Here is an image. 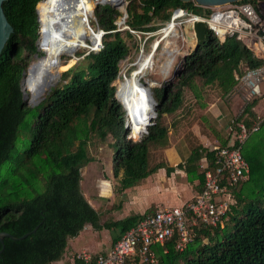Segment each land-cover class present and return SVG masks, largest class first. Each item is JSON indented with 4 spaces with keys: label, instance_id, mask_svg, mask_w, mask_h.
<instances>
[{
    "label": "trees",
    "instance_id": "obj_1",
    "mask_svg": "<svg viewBox=\"0 0 264 264\" xmlns=\"http://www.w3.org/2000/svg\"><path fill=\"white\" fill-rule=\"evenodd\" d=\"M127 1L129 29L124 34L120 29L117 19L123 13L118 8L103 5L97 14L105 32L102 48L87 54L89 63L85 68L71 67L64 71L62 79L68 81L54 85L35 105L24 98L23 78L28 66L26 54L43 56L37 44L42 33L37 7L39 9L44 0H6L3 3L14 30L0 54V172L5 164H10L9 175L0 180V232L18 237L29 235L21 239L5 236L0 264H50L60 260L68 239L77 236L87 223L96 230L118 228L115 242L154 210L148 209L123 220L101 222L100 212L81 188V169L96 160L90 150L92 140L101 145L107 143L108 138L112 139L107 145L113 151L114 178L120 181V188L134 186L164 165H149L150 146L167 144L168 128L161 122V116L182 105L184 88L190 81L199 77L204 84L216 83L228 93L238 83L236 74L263 63L243 41L235 37L220 41L209 31L208 40L184 55V70L176 91L171 89V83L152 90L159 103L158 116L146 135L138 141L131 140L127 137L125 110L115 96L117 87L114 85L120 75L121 61L131 52L126 37H132L133 31L159 30L161 26L155 21L169 20L178 7L193 12L202 9L195 7L193 1ZM86 47L91 46L88 43ZM258 102L259 98L251 100L242 116L235 118L234 125L243 121L251 127L253 119L257 118L253 108ZM258 119L262 124L264 119L259 116ZM25 130H28L29 144L20 152L18 146L26 138ZM230 137L228 132L219 145L226 146ZM204 159L211 167L215 166L212 148L194 149L184 162L177 167L166 166V170L169 174L176 168L184 170L190 182L199 180L202 190L204 173L200 164ZM256 184L258 188L252 189L241 206L240 192L239 200L235 194L241 184L230 186L234 203L222 225L196 229L194 239L183 251L175 248V238L157 247L158 264L178 261L181 264H264V202L257 200L264 195L263 172ZM227 228L230 233L226 235ZM2 247L0 242V250ZM73 264L81 263L74 258Z\"/></svg>",
    "mask_w": 264,
    "mask_h": 264
},
{
    "label": "rangeland",
    "instance_id": "obj_2",
    "mask_svg": "<svg viewBox=\"0 0 264 264\" xmlns=\"http://www.w3.org/2000/svg\"><path fill=\"white\" fill-rule=\"evenodd\" d=\"M107 4L113 6L110 3H104L100 4V6L98 5V8L96 7L97 9H95L94 16L91 19V23L95 28H101L98 22L97 14L98 12H100L101 7ZM127 5L128 1L126 0V3L124 2V6L127 8ZM118 9L123 13V10L121 8ZM121 17L117 19V23L118 25H120V29L123 30L124 34L125 31L129 28L126 27V22L123 24L119 23ZM171 17L167 21L157 19L155 21V24L161 26L162 28L171 20ZM187 25L188 24H181L179 26V36L177 35L169 37V41L171 42L168 45V48L175 54L178 48H180L181 50V53L178 55L176 62L172 65L170 73L169 70L171 67L168 68L167 71H164L163 69V66L167 63L166 60L169 57V55H167L166 53L162 54L164 52L166 40H162L157 46L155 53L152 54L154 65L143 71V74L146 75L143 77V81L147 80L150 86L153 85L151 87L152 90H154L155 88H163L165 85H169L171 83V89L173 91H176V86L180 82L179 77L181 71L184 70V65L182 63L183 56L193 50L192 42L187 38ZM160 29L152 33L133 32L132 37H126L127 43L131 47V52L126 60L121 61L122 73H127V75L133 73L134 77H137L139 75V73L136 71L139 68L137 66H131L130 62H134L138 58V56L142 55L139 54L142 47H144L145 53H151L154 43H157V40L161 36L160 34H158ZM183 33L185 34V40L182 36H180ZM42 38L43 36L41 33L39 41ZM39 41L38 50L42 51L44 54V51L39 49ZM88 43L91 47H86ZM94 48L95 47H93V44H91L90 41L87 40L82 43H77L71 53L63 54L62 63H60L59 66V73L57 75L55 86L63 85L68 81V79H62V73L67 69L71 67L85 68L89 63V59L86 57L87 53L90 51V49ZM38 55L39 54H26V61L28 62V66L25 71V76L30 66L36 60H38ZM160 69H162V72L165 75H167L168 73L169 75L165 76ZM59 77L61 78L59 79ZM119 78L114 82L115 84L119 80L123 79L122 75ZM183 97V103L176 111L171 113L165 112L161 116V122L168 128V140L165 146L161 143H154L150 146L149 165L151 167L158 164H165L166 166H177L178 163L184 162L194 149H201L204 147L211 149L213 148V146L221 144L228 135L229 125L235 122L236 117L242 116L245 106L251 101L248 100L247 91L239 85V82L231 91H229L228 93H224L216 83L204 84L199 77L194 78V80L190 81V83L184 88ZM26 99L29 101L30 97L26 96ZM258 103L259 104L253 108V110L257 114V118L253 119V122L259 121L258 116H260L261 119H264V95L262 97H259ZM156 110L157 118L158 106L156 107ZM27 131H24V135L26 136V138H24L18 146V150L20 152L28 147L29 137H27ZM92 135H94V131H92ZM110 140L112 139L108 138L106 142L108 143ZM96 142L92 140V142L90 143L91 153L93 156H95L96 160L93 161V163H88L81 169L83 175L81 188L83 193L91 189L90 186L92 184V180L96 175L100 174V177L106 180L109 176V174L107 173L108 171H110L112 166V163L110 165L113 156L112 148H110L107 143L100 145V143L95 144ZM243 153L250 164L251 174H249L250 179L248 178L249 180L247 179L246 182H242L241 185L238 186L240 190L235 192L237 200H239L237 194H239L240 192L239 195L240 198H242V201L239 200L240 206L246 201V198L251 195L252 189L257 186V178L262 172L264 173V121L262 124H260V129L258 131L253 132L249 135L244 144ZM9 171L10 164L7 163L4 165L0 172V180L9 175ZM111 172L109 173L111 174ZM173 178H175L179 182V185H175L176 187L174 189L166 187L165 185V189L160 192L154 190V188L156 187L151 184H155L156 181L150 183L151 178L145 180L144 182L139 181L137 182V185L139 186H136L135 184V187H133V191H136L137 197L133 198V194H130V197L131 199L141 201L144 197H149L153 194L158 195L160 193L159 195L163 196L165 192L168 194H173L175 191H177L175 195L179 196L180 193L186 189V185L182 183H186V181L188 183L190 181L185 178V174L177 172V170L174 171V173H168L162 180L164 182H168V184H171L172 182L175 183V179ZM116 185L117 187H121V184ZM189 186L190 188H192L191 185ZM38 188H40V185L38 186ZM242 196L245 198H243ZM125 198H127L126 195ZM101 200L103 199L101 198ZM257 200L260 202H264V195L258 196ZM150 208L152 210H155L156 207L150 206L148 209ZM105 209L107 210L101 219L103 221L108 219V216L105 215L108 211V207L106 206ZM224 232L226 235L229 234L230 228L225 229ZM100 238L102 239L103 237ZM73 241V247H75V249H77L78 251L82 250V247L84 246L89 247V249L98 251L104 248H101L102 246H104V243L93 245V242L89 237L81 236L78 239H74ZM72 253L73 251H67V255L64 254L62 259H65L69 262V258L71 259L73 257ZM175 264L181 263L178 261Z\"/></svg>",
    "mask_w": 264,
    "mask_h": 264
},
{
    "label": "built area",
    "instance_id": "obj_3",
    "mask_svg": "<svg viewBox=\"0 0 264 264\" xmlns=\"http://www.w3.org/2000/svg\"><path fill=\"white\" fill-rule=\"evenodd\" d=\"M192 1L195 7L202 9L201 12L178 7L173 10L171 20H176L178 28L181 24L203 20L207 23L209 31H212L220 41L235 37L247 44L258 57L263 59V63L255 67H246L242 74H236V80L247 91L248 100L262 97L264 95V0H242L220 6H204L195 0ZM126 27L129 28L128 25ZM166 27L167 24L159 31V34H162L161 40ZM177 35L179 36V32L175 36ZM172 36L174 33L169 32L168 37ZM180 36L185 40L184 33ZM99 45L97 50L103 46L102 43ZM144 51L142 47L139 54H143ZM180 53L181 50L178 48L173 64ZM136 60L130 62V65L135 66ZM126 74L120 70L119 77L122 75L127 79ZM145 81L147 80H142L141 83L144 84ZM117 98L122 103L121 99ZM122 105L126 112L125 127L129 130L127 137L138 141L148 132L145 130L138 138L132 137L134 121L131 114L128 115L125 105L123 103ZM260 124L259 120L253 122L251 127L243 121L229 125L231 137L228 144L215 145L212 148L215 166L211 167L205 159L200 164L204 173V187L195 197L181 205L158 208L147 213L126 230L109 250L82 251L77 253L75 258L81 264H158L157 247L164 246L175 238V248L183 251L194 239L196 229L222 225L234 203L229 187L238 186L249 178L250 164L244 156L243 147L249 135L260 129Z\"/></svg>",
    "mask_w": 264,
    "mask_h": 264
},
{
    "label": "bare ground",
    "instance_id": "obj_4",
    "mask_svg": "<svg viewBox=\"0 0 264 264\" xmlns=\"http://www.w3.org/2000/svg\"><path fill=\"white\" fill-rule=\"evenodd\" d=\"M124 2V0L123 2L121 0H78L71 4L68 0H44V4L38 9L43 36L39 41V49L43 50L44 54L30 66L23 82L26 96L30 97L32 104L42 100L50 88L55 85L63 54L71 53L77 43L87 40L96 50L100 46L98 42L101 41V28H95L91 23L95 8L100 4L110 3L117 5L124 12ZM177 28L176 20H170L164 29L165 34L162 39L166 40L162 54L169 55L163 69L167 71L171 67L169 73L175 53L168 48L171 42L168 33L172 32L175 36L178 32ZM162 40L159 37L150 54L144 51L142 55L140 54L141 56H138L134 63L139 68L136 70L139 73L137 77H134L133 73L126 74L127 79L123 78L116 83L118 97L124 102L128 115L131 114L134 121L132 136L135 137L145 131L148 117L154 113L155 104L150 99V95H147L149 94L148 87L153 85L148 84L147 86L141 81L146 76L143 71L154 65L152 54L155 53ZM160 70L162 72V69ZM169 73L163 74L168 76ZM140 107L143 109V114H138Z\"/></svg>",
    "mask_w": 264,
    "mask_h": 264
},
{
    "label": "crops",
    "instance_id": "obj_5",
    "mask_svg": "<svg viewBox=\"0 0 264 264\" xmlns=\"http://www.w3.org/2000/svg\"><path fill=\"white\" fill-rule=\"evenodd\" d=\"M202 161H201V163H202ZM178 164H177V166H178ZM110 165H111V162H110ZM177 166H171V167H177ZM176 170H177V172H181V173L185 174V178L188 179V175L184 170L176 168L174 171H176ZM111 171H112V166H111L110 171H108V173H107V174H109V176L106 180L102 179L100 177V174L96 175L95 178L92 180V184L90 186L91 189L84 193L85 196L87 197V199L92 204V206L95 207L100 212L101 219L107 210V209H105V207L106 206L108 207V211L105 214L106 216H108L107 217L108 219L104 220V221L101 220L102 223L106 222V221L111 222V221L123 220V219L131 217L132 215L144 213L148 210V208L150 206L151 207L155 206L156 207L155 209H158V208H163V207L181 205L185 201L191 199V197L195 196L199 191H201L200 190L201 188L199 185V180H195L193 182H188V183L186 181V183H182V184L186 185V187H185L186 189L184 191H182L179 196L175 195V193H177V191L174 190L175 192L173 194H171V193L168 194L166 192L163 196L159 195L160 193L158 195L153 194L149 197H144L141 201H138V200L131 199V197H130V194L131 195L133 194L132 195L133 198L137 197L136 191H133L134 190L133 187H135V186H131L128 188L117 187L116 184H120L119 180H118V178L117 179L114 178L113 172H111ZM174 171H172V173H174ZM109 172H111V174ZM167 174H168V172L166 170V165L164 164L162 167L158 168L153 173H151L148 177H146L140 181L144 182L145 180H148L149 178H151L150 183H153L154 181H156L155 184H151V185H154L156 187V188H154V190L157 192L164 190L165 185H166V187L174 189L176 187L175 185H179V182L175 178H173V179H175V183L172 182L171 184L170 183L168 184V182H164L162 179L164 177H166ZM168 185H171V186H168ZM189 185H191L192 188H190ZM136 186H139V185H137V183H136ZM125 195L127 196V198H125ZM101 198L103 200H101ZM157 206H159V207H157ZM139 212H141V213H139ZM118 233H119V229L115 228V227L112 229L104 228L101 230H96L93 228L91 223H87L85 225L84 229L77 236L68 239V244L66 247L65 255H67V251H73V253H72L73 257L71 259L69 258L70 261L68 262L67 260L61 258L60 260L53 261L50 264H73V261H74L76 254L79 252H82V251L105 252L112 247V245L114 243V237L116 235H118ZM122 234H121V236H122ZM81 236L82 237H89L92 240L93 245H99V244L104 243V246L101 247V248L104 247L102 249L103 251L102 250L98 251V250H94V249H89V247H87V246L82 247V250H80V251L75 249V247H73V243H74L73 240L78 239ZM100 237H103V238L101 239ZM105 248H107V249H105Z\"/></svg>",
    "mask_w": 264,
    "mask_h": 264
},
{
    "label": "water",
    "instance_id": "obj_6",
    "mask_svg": "<svg viewBox=\"0 0 264 264\" xmlns=\"http://www.w3.org/2000/svg\"><path fill=\"white\" fill-rule=\"evenodd\" d=\"M4 1H6V0H0V54H1V52H2V50L4 48V46H5L8 38L10 37L11 33L14 30V27L8 21V19L6 17V14L4 12V8H3ZM68 1H70L71 4H72V3H76L78 0H68ZM124 1L126 3V0H124ZM181 1L189 2V1H192V0H181ZM195 1L197 3H199V4H201V5H204V6H220V5H225V4H228V3H232V2H236V1H242V0H195ZM121 2H123V0H121ZM113 6L118 8L117 5H113ZM37 12H38V19H39V22H40L38 8H37ZM127 16H128L127 8L125 7L123 15H122L121 20H120L119 23L120 24L125 23ZM187 26H188L187 38L189 40H191L193 50H195L198 47V45L203 44L206 40L209 39L210 32H209V29H208V25H207V23L205 21H203V20L195 21L193 23H189ZM40 27H41V23H40ZM101 32H102L101 33V41H99L98 43H102V38H103V35L105 33L103 29H101ZM39 33H40V30H39ZM39 39H40V37H39ZM39 39H38V41H39ZM38 41H37V44H38ZM91 51H97V50L96 49H92L87 54H89ZM23 82H24V80H23ZM144 84L148 85V81H145ZM114 85H115V83H114ZM148 88H149L150 99L154 102L155 106L153 108V111H154L153 115L148 117V120H147L148 123L145 125L144 129L146 130V132H148L149 127L152 124H154L153 121H154V119L156 118V115H157L156 107L159 104L156 101L155 97L152 95L153 93H152V90L150 89V87H148ZM51 89H52V87L50 88V90ZM115 96L118 97L117 90H116ZM24 98H26L25 91H24ZM40 101L35 102L33 105L38 104ZM29 102H30V100H29ZM122 103L124 104V102H122ZM151 109H152V105H151ZM138 111H139L138 114H143V109L141 107L138 109ZM36 229H37V227H35L33 231H35ZM28 235H29V233H25L22 236L18 237V236H15V235H13V234H11L9 232H0V242L3 245L2 249L0 250V253L2 252V250L5 247V244H4L5 236H8V237H10L12 239H21V238H25Z\"/></svg>",
    "mask_w": 264,
    "mask_h": 264
}]
</instances>
